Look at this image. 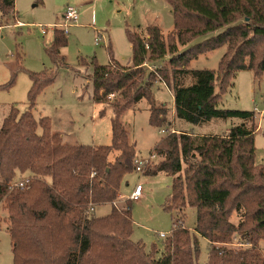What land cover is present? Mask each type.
<instances>
[{
	"label": "trees",
	"instance_id": "trees-1",
	"mask_svg": "<svg viewBox=\"0 0 264 264\" xmlns=\"http://www.w3.org/2000/svg\"><path fill=\"white\" fill-rule=\"evenodd\" d=\"M167 2L174 18L171 41H165L157 25L150 24L143 32L127 29L129 65L112 55L106 64L93 60L87 78L93 101L110 106L113 113L110 145L64 143L60 133L51 130L48 116L35 118L34 100L53 79L51 73H30L27 108L20 112L11 105L2 118L0 208L7 210L13 264H199L195 238L181 220L186 205L196 211L194 231L209 243L206 264H264L259 246L264 241V167L254 162V113L218 106L238 70L251 69L254 76L264 72V0ZM6 14L16 17L14 0H0V19ZM56 28L47 52L54 63L63 64L59 47L66 37L62 28ZM206 35L182 51L175 46ZM222 45L225 50L216 70L188 69L199 54ZM167 53L174 67L170 83L177 117L193 123L214 117L244 122L222 135L167 130L170 110L154 102L152 72L145 65L161 61ZM20 59L17 49L15 60L7 63L10 81L2 86L11 84L21 70ZM186 75L191 77L188 84L182 82ZM142 98L148 102L149 123L167 132L152 148L155 159L141 173L171 175L163 209L180 215L172 221L158 258L156 250L146 252L143 243L131 239L130 201L126 208L113 204L121 180L135 170L137 158L120 114ZM18 173L30 178L22 187L13 185ZM105 203L111 204L110 211L96 215L95 208ZM232 212L238 216L236 223L230 219ZM39 232L44 239L39 240ZM235 236L248 246L220 245Z\"/></svg>",
	"mask_w": 264,
	"mask_h": 264
},
{
	"label": "rangeland",
	"instance_id": "rangeland-1",
	"mask_svg": "<svg viewBox=\"0 0 264 264\" xmlns=\"http://www.w3.org/2000/svg\"><path fill=\"white\" fill-rule=\"evenodd\" d=\"M67 5L75 7L78 17L63 30L66 43L59 47V57L64 63L56 64L47 49L54 40V25L63 23L62 15ZM14 9L17 21L11 14L3 15L0 19V124L11 105L16 106L20 112L27 108L28 90L32 84L30 73H51L53 79L34 100L31 112L35 118L48 116L52 121L51 130L63 135L61 140L64 143L110 145L113 113L110 106L105 107L93 101L92 85L87 74L93 71V60L98 64H106L112 57L123 65L130 64L132 49L127 29L140 32L150 24L157 25L165 41H171L174 18L167 0H14ZM208 36L196 37L186 46L175 42V46L178 51H182ZM17 49L22 68L15 72L11 84L2 86L10 81L11 72L7 63L15 60ZM224 50L225 46L222 45L199 54L188 63V69L216 70ZM170 57L167 53L161 61L145 64L152 72L151 95L154 102L170 110L167 130L174 128L177 132L222 135L232 126L244 122L237 117H214L193 123L177 117L170 83L174 69ZM182 82L190 83L191 77L184 76ZM215 92L219 93L217 86ZM218 106L223 109L253 111L257 126L253 140L254 162L264 167V72L254 76L251 69L238 70L232 84L221 94ZM101 110L104 112L100 113ZM120 120L127 127L129 140L134 144L138 159L148 158L156 142L166 133L161 130L163 127L149 123L146 98L124 110ZM248 122L250 126V120ZM37 131L40 132V129ZM141 170H132L124 175L119 189L121 195L113 204L126 208V203L130 201L133 219L131 239L143 243L146 252L156 250L155 257L158 258L172 221L179 219L180 215L176 210L163 209L164 199L171 190V175L162 172L148 175L141 173ZM20 176L18 173L15 178ZM137 183L142 186V194L139 199L132 200L129 196ZM110 209L111 204L105 203L97 206L94 212L96 215H104ZM6 212L5 208H0V264H13L12 246L6 229ZM182 213L184 227L195 238L196 261L206 264L209 243L194 231L195 208L186 205ZM230 219L233 223L239 220L235 212H232ZM159 232H164L165 236H159ZM38 237L39 240L44 239L40 232ZM220 245L228 248L248 246L236 236L231 242ZM259 246L264 256V241L260 240Z\"/></svg>",
	"mask_w": 264,
	"mask_h": 264
},
{
	"label": "built area",
	"instance_id": "built-area-1",
	"mask_svg": "<svg viewBox=\"0 0 264 264\" xmlns=\"http://www.w3.org/2000/svg\"><path fill=\"white\" fill-rule=\"evenodd\" d=\"M77 11L75 9V7L73 6H70L68 5L65 9V13L63 15V23L62 25H54V28L55 27H60L62 28L64 31L66 29V27L68 26L69 23H72V22H75L77 20ZM42 32H46L45 30H42ZM96 43H98L97 41H95ZM162 131L164 132H167V130H163L161 129ZM155 158V155L154 154H150V156L148 158H146L145 160L143 159H138L136 158L134 160V163H135V170L137 171H140L142 167H144L146 165V163L148 162V160L150 159H153ZM30 178L28 176H22L21 178H18V179H15L13 181V185L15 186H19V187H22L24 186L25 184H27L29 182ZM142 194V186L140 183H137L135 185V187L133 188L132 192L130 193V199L132 200H137L140 198ZM159 236L163 237L165 236V233L164 232H159L158 233Z\"/></svg>",
	"mask_w": 264,
	"mask_h": 264
},
{
	"label": "crops",
	"instance_id": "crops-1",
	"mask_svg": "<svg viewBox=\"0 0 264 264\" xmlns=\"http://www.w3.org/2000/svg\"><path fill=\"white\" fill-rule=\"evenodd\" d=\"M67 6H68V5H67ZM67 6H66V7H67ZM70 6H72V5H70ZM73 7H74V6H73ZM65 9H66V8H65ZM64 13H65V11L63 12V15H64ZM63 15H62V18H63ZM15 21H17V20H16V17H15ZM1 27H2V26H1ZM109 60H110V58H109ZM109 60H108V61H109ZM88 75H89V74H87V76H88ZM51 126H52V121H51ZM171 131H176V130L173 128V129H171ZM60 135H61V134H60ZM62 136H63V135H62ZM120 195H121V193H120Z\"/></svg>",
	"mask_w": 264,
	"mask_h": 264
}]
</instances>
